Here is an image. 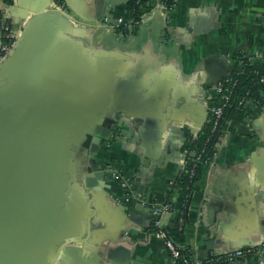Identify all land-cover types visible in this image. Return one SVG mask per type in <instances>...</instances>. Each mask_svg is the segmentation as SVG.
I'll return each mask as SVG.
<instances>
[{
    "label": "crops",
    "instance_id": "0c3cea01",
    "mask_svg": "<svg viewBox=\"0 0 264 264\" xmlns=\"http://www.w3.org/2000/svg\"><path fill=\"white\" fill-rule=\"evenodd\" d=\"M11 1L19 4L14 14L24 17L17 24L21 32L32 11L49 4ZM68 1V19L47 11L48 35L57 37L32 41L40 54L26 53L59 65L54 76L61 80V96L48 94L61 110L81 114L91 102L113 106L118 114L116 134L92 156L106 165L109 189L91 210L86 193L71 188L70 208L80 212L82 234L78 245L62 251V264H172L152 234L151 206L166 204L169 184L185 168V123L200 128L208 121L206 86L242 73L236 56L263 55L264 0H180L168 16L151 11L130 40L98 18L104 0ZM128 1L108 0L105 16L129 18ZM222 129L216 157L203 169L187 208L185 246L195 261L264 243V106L251 104L245 115L226 119ZM112 171L128 178L139 196L125 204L128 210L116 203L124 193ZM162 219L171 225L172 216ZM97 242H103L102 250L119 245L127 250L99 260ZM239 264L258 263L248 258Z\"/></svg>",
    "mask_w": 264,
    "mask_h": 264
},
{
    "label": "water",
    "instance_id": "95a60500",
    "mask_svg": "<svg viewBox=\"0 0 264 264\" xmlns=\"http://www.w3.org/2000/svg\"><path fill=\"white\" fill-rule=\"evenodd\" d=\"M9 1L8 8L3 3L0 12L7 8L19 38L0 62V264H62V251L78 245L82 234L80 212L70 208L71 188L86 193L91 210L109 189L106 165L92 156L104 150L110 136L116 134L118 110L95 107L91 102L81 114L61 110L49 96L51 92L61 96L57 89L61 80L55 82L54 76L59 65L26 53L40 54V45L32 41L57 37L48 35V12L68 19L70 2L63 0L60 6L59 0H48L47 6L32 11L33 17L21 32L17 24L24 17L14 14L19 4ZM107 6L108 0H104L99 19L105 17ZM206 113L208 118V110ZM118 204L128 210L125 203ZM91 227L89 221V236ZM102 243L94 248L99 260L110 259L113 250H127L123 245L102 250Z\"/></svg>",
    "mask_w": 264,
    "mask_h": 264
},
{
    "label": "built area",
    "instance_id": "2783aa9c",
    "mask_svg": "<svg viewBox=\"0 0 264 264\" xmlns=\"http://www.w3.org/2000/svg\"><path fill=\"white\" fill-rule=\"evenodd\" d=\"M143 0H136L137 4H141ZM153 2V9L160 10L164 12L165 15H169L171 12L177 9L179 6L180 0H150ZM7 8H8V2ZM0 12V28L2 31V40L3 45L0 51V62L3 61L7 55L11 52V50L15 47L17 43V39L19 38L18 33L15 31V25L7 11ZM150 11V12H151ZM149 12V13H150ZM149 13L143 15L139 21H134L130 18H113L111 16H105L103 18V22L105 26L112 28L116 33L119 34L125 40H130L131 37L135 34V29L139 27L140 23L142 22L143 18H145ZM251 63H255L256 61H263L264 64V52L263 55H254L250 57ZM241 64L242 69L244 72V64L243 62H239ZM240 74L237 72H233L230 76H227L220 80L216 85H209L206 86L208 88V96L205 100V105L207 106V110L209 112V122L212 127V132H219L220 135L218 136V142L223 138V122L225 121L226 112L235 107L237 111H243V108L246 104H251L249 101L247 102V97L243 96L242 98L233 101L234 94L236 92V88L238 85V79L233 77V74ZM252 73L259 76L260 83L264 84V66L261 69H254ZM217 94L219 99L213 105L210 104V101L214 98V95ZM253 104V103H252ZM186 127L190 128V133L194 138L198 136L199 130L193 127L190 123L185 124ZM217 147L215 146V149ZM189 151L184 150L182 152L183 156V165L184 167L187 164ZM214 158L210 161L209 164L215 159ZM207 164V165H209ZM111 171V170H109ZM114 178L121 184L123 188V197L122 199L117 198L118 203H125L130 204L137 201L139 196L136 195L133 187L132 182L126 178L123 174L118 172L112 171ZM191 178L195 175V167L190 173ZM173 183V181L171 182ZM151 213L154 218L152 224V234L153 236L159 240L167 252L169 253L170 259L172 264H239L244 259L253 258L257 261L258 264H264V243L253 249H236L231 251L219 252L214 254L213 256L209 257L207 260L195 261L192 259L190 254V249L184 245H178L173 238L169 235V232L166 230V226L163 222L162 216L169 215V216H178V225L182 230L186 224V217H187V208L181 211H175L171 204H163V205H152L151 206Z\"/></svg>",
    "mask_w": 264,
    "mask_h": 264
},
{
    "label": "trees",
    "instance_id": "16d2710c",
    "mask_svg": "<svg viewBox=\"0 0 264 264\" xmlns=\"http://www.w3.org/2000/svg\"><path fill=\"white\" fill-rule=\"evenodd\" d=\"M10 3L9 0H7ZM153 2L150 0H143L141 4H137L136 0H129L126 3V11L129 13V18L134 21H139L141 17L149 13L153 9ZM137 28L135 29L136 32ZM238 61H242L244 64V72L240 74H233V77L238 79V85L236 92L233 97V101L247 97V102L251 104H257L259 106H264V84L260 83L259 76L252 73L254 69H261L264 64L263 61H256L251 63L250 58L236 56ZM210 101L213 105L219 99L217 94ZM251 104H246L243 111H237L235 107L230 108L226 112L225 120L234 118L236 115H245ZM219 132H212V127L208 121L206 125L199 131L198 136L194 138L190 131L186 128L184 131L185 144L182 147V152L184 150L189 151L187 164L182 170L178 177L173 183H170L167 191V204H171L175 211L184 210L188 208L191 201L193 192L197 189V183L202 175L203 169L216 155V143L218 141ZM194 154V155H193ZM193 155V156H192ZM195 167V175L191 178V171ZM178 216H172L171 225L166 227L169 235L178 245L186 244L185 237V226L181 230L178 225ZM191 256V253L188 254Z\"/></svg>",
    "mask_w": 264,
    "mask_h": 264
},
{
    "label": "flooded vegetation",
    "instance_id": "af4514ba",
    "mask_svg": "<svg viewBox=\"0 0 264 264\" xmlns=\"http://www.w3.org/2000/svg\"><path fill=\"white\" fill-rule=\"evenodd\" d=\"M6 2H7V0H6ZM2 43H3V40H2V31H1V28H0V44H1V46H2Z\"/></svg>",
    "mask_w": 264,
    "mask_h": 264
}]
</instances>
